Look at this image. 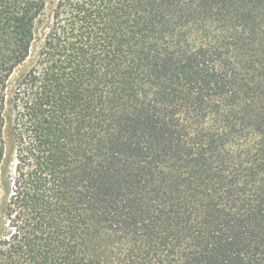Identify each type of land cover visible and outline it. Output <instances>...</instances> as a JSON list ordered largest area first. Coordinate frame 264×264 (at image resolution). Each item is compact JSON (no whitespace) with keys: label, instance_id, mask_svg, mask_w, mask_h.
Wrapping results in <instances>:
<instances>
[{"label":"trees","instance_id":"1","mask_svg":"<svg viewBox=\"0 0 264 264\" xmlns=\"http://www.w3.org/2000/svg\"><path fill=\"white\" fill-rule=\"evenodd\" d=\"M0 264H264V0H0Z\"/></svg>","mask_w":264,"mask_h":264},{"label":"rangeland","instance_id":"2","mask_svg":"<svg viewBox=\"0 0 264 264\" xmlns=\"http://www.w3.org/2000/svg\"><path fill=\"white\" fill-rule=\"evenodd\" d=\"M36 46H37V45H35V47H36ZM33 53H34V54H33V57H34V55H35V48H34V52H33ZM33 57H32V58H33ZM32 58H31V59H32Z\"/></svg>","mask_w":264,"mask_h":264}]
</instances>
